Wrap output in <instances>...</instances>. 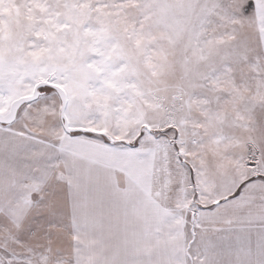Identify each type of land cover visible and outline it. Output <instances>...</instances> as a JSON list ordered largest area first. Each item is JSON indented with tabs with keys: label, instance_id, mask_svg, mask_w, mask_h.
<instances>
[{
	"label": "snow or ice",
	"instance_id": "1",
	"mask_svg": "<svg viewBox=\"0 0 264 264\" xmlns=\"http://www.w3.org/2000/svg\"><path fill=\"white\" fill-rule=\"evenodd\" d=\"M0 264H264V0H0Z\"/></svg>",
	"mask_w": 264,
	"mask_h": 264
}]
</instances>
